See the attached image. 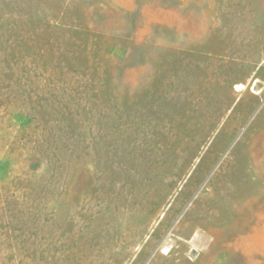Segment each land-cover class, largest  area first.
<instances>
[{"label":"rangeland","instance_id":"rangeland-1","mask_svg":"<svg viewBox=\"0 0 264 264\" xmlns=\"http://www.w3.org/2000/svg\"><path fill=\"white\" fill-rule=\"evenodd\" d=\"M0 264H264V0H0Z\"/></svg>","mask_w":264,"mask_h":264},{"label":"bare ground","instance_id":"bare-ground-1","mask_svg":"<svg viewBox=\"0 0 264 264\" xmlns=\"http://www.w3.org/2000/svg\"><path fill=\"white\" fill-rule=\"evenodd\" d=\"M163 250H165V249H163Z\"/></svg>","mask_w":264,"mask_h":264}]
</instances>
